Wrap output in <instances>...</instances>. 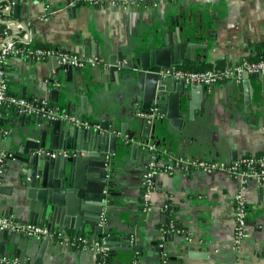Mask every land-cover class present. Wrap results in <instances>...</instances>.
Segmentation results:
<instances>
[{
  "label": "crops",
  "instance_id": "crops-1",
  "mask_svg": "<svg viewBox=\"0 0 264 264\" xmlns=\"http://www.w3.org/2000/svg\"><path fill=\"white\" fill-rule=\"evenodd\" d=\"M20 1V18L32 31L30 41H22L24 47L52 45L66 52L92 55L102 63L113 53L149 49L151 44L162 41L165 33L176 40L178 24L184 21L188 27L201 29L205 35L203 41L208 43L207 49L197 50L196 61H186L184 67L196 64L213 67L218 62L224 66L264 54L261 47L264 0H158L156 6L146 1L126 9L115 5L94 6L85 0ZM4 3L3 9H6L8 3ZM0 18L10 20L12 13H1ZM16 29L20 37H27L20 26ZM86 39L88 43L84 45ZM100 64L77 68L70 79L67 67L55 59L37 61L12 54L3 67L10 93L29 99L47 98L69 117L74 111L67 112V103L80 102V97L86 96L88 119L92 120L89 111L100 113V119L119 128V133L122 128L136 129L138 109L158 107L166 115L167 101L155 99L146 104L145 93L136 81L132 83L121 73L119 82L107 81L108 73L101 71ZM97 69L100 71L96 77L93 72ZM52 76L55 82H51ZM102 76L107 77L106 81L96 82ZM54 89H58L56 94L52 92ZM199 104L192 117L188 108L185 110L182 131L168 119L156 121L158 125L151 130L150 137L139 134V146L134 147L135 138H128L127 146L118 145L120 151L111 157L115 206L125 207L126 211L106 218L108 229L117 241L135 229L133 245L137 243L141 248L140 251L110 249L111 264H135V260L137 264H264V185L255 179L249 181L246 189L250 235L237 250L233 247L236 227L233 197L238 180L224 170L208 172L186 164L173 173L163 172L157 177L150 209L143 205L144 172L151 157L143 143L161 146L164 151L161 157L165 160L174 156L190 163L202 160L231 163L245 155L264 152V75L209 86ZM21 115L16 108L0 106V126L10 130V134L0 138L1 149L8 148L13 153L18 149L16 140L23 136L26 127H35V118L24 122ZM63 121L65 125L57 132L69 130L70 120ZM37 128L41 129V124ZM13 172L8 169L5 181H0V213H8L5 217H13L20 223L32 224L29 223L32 208L41 211L42 204L18 188L21 184L18 179L13 180ZM167 204L174 207L172 217L176 221V226L169 230L164 228L168 219L164 208ZM42 220L47 226V218L44 216ZM56 225L75 242L49 239L46 257L37 263L38 248L34 249L32 242L39 239L21 234L18 243L21 256L30 260L29 255H34L30 264H100L98 256L79 244L81 237L96 238L95 225L87 222L83 234L74 227ZM104 232L103 229L97 238ZM167 235L171 238H165ZM13 247L12 243L7 246L10 250ZM83 251H87L84 257L80 253ZM188 252L196 256L187 255L181 260L180 255ZM16 263L7 260V264Z\"/></svg>",
  "mask_w": 264,
  "mask_h": 264
},
{
  "label": "water",
  "instance_id": "water-1",
  "mask_svg": "<svg viewBox=\"0 0 264 264\" xmlns=\"http://www.w3.org/2000/svg\"><path fill=\"white\" fill-rule=\"evenodd\" d=\"M2 1L7 2L8 7L1 10L0 15L12 13V18L7 21L0 18V38L7 29L17 31V26H20L27 33V37L13 35L12 39L28 43L32 31L20 18L21 1ZM178 26L176 40L170 39L165 33L162 35V41L151 44L149 49L135 48L126 54L113 53L99 66L103 73H108L107 81L119 82L120 73L125 74L124 76L132 83L136 81L145 93L146 104L155 99L159 102L167 101V113L163 117L150 121L136 116L134 122L136 129L128 131L122 128L119 133V128L111 127L109 121L100 119V113H93L91 110L89 112L92 120L88 119L85 115L88 108L86 96H81L80 102L67 103V112L70 114L74 111L71 116L75 118V122L67 123L69 130L66 133L57 132L63 124L65 125L61 119L49 121L37 116L21 115L24 122L35 118V127H26L23 136L16 140L18 149L13 153L8 148H0V181H5L8 169L11 168L14 171L13 180L20 181L21 185L18 188L26 190L29 198H37L40 201L41 211L32 208L29 223L44 225L42 218L45 216L47 226L53 227L59 223L65 228L74 227L83 234L89 222L95 225L96 238L103 229L109 232L106 237L111 250L140 251L137 243L133 245L137 235L135 229H132L123 240L117 241L116 236L109 231L108 224L103 227L99 223L104 211L107 218L116 212L126 211L125 207L115 206L114 199L116 193L113 189L111 157L120 151L118 145L125 148L126 140L135 138L136 143L133 145L139 146V134L145 138L150 137L151 130H155L158 125L156 121L164 122L168 119L177 130L182 131L185 110L188 108L192 117L194 110L200 106L203 91L207 89L204 85L188 86L184 79H174L164 74L166 68L182 66L186 61H196L197 50L208 48V43L203 41L205 35L201 29H196L193 25L188 27L184 21ZM83 43L87 44L88 39ZM99 71L97 69L93 75L96 76ZM76 72L77 68L67 66L68 79ZM106 78L102 76L101 80L96 82L106 81ZM51 82H55L53 76ZM58 89L52 92L56 94ZM23 94L25 96V93ZM145 108H148V105H145ZM85 122L88 126L84 125ZM38 124H41V129L37 128ZM2 137L3 134H0V138ZM60 150H63V153ZM48 151H57V154L52 156ZM5 216H8V213H0V218ZM20 235L0 226V264H7V260L17 262L16 264L31 263L34 255H29L30 260L24 259L21 250L18 249ZM165 238L171 237L167 235ZM48 241L49 239H43L32 242L34 249L38 248L37 263L46 257ZM11 243L14 247L10 250L7 246ZM80 253L84 257L87 251ZM187 255L196 256L195 253H184L180 255L181 260Z\"/></svg>",
  "mask_w": 264,
  "mask_h": 264
},
{
  "label": "built area",
  "instance_id": "built-area-1",
  "mask_svg": "<svg viewBox=\"0 0 264 264\" xmlns=\"http://www.w3.org/2000/svg\"><path fill=\"white\" fill-rule=\"evenodd\" d=\"M91 5L102 7L104 5L122 6L124 9L131 6H139L146 1H151L154 6L158 5V0H85ZM5 35L0 39V106L16 108L20 113L27 116H38L50 120H70L75 122L74 117H69L62 110L53 106L47 98H26L20 95L10 93L4 75V62L8 56L14 54L25 55L37 61H46L48 59H56L61 66H72L75 68L95 67L101 63L92 55L78 54L66 52L56 46H39L34 48L24 47L22 40L12 39L13 35H19L18 31L6 30ZM20 40V39H19ZM164 74L171 76L174 79H184L186 85H204L212 86L218 82L227 80L243 81L252 75H264V59L249 60L244 59L235 64H227L224 66H213L206 70H184L178 67L164 69ZM136 115L138 117L147 118L154 121L164 116L158 107L150 110L138 109ZM88 126V123H84ZM0 134L8 135L10 130L0 126ZM143 146L150 152L151 157L148 161L143 182V205L146 209H150L152 195L157 185V177L163 173H173L178 169L185 168L186 164H192L197 168L208 172L215 170H224L231 177L238 180V187L234 193V217H235V232H234V249L240 248L249 237L248 221H249V205L246 196V189L249 181L252 179L264 185V152L260 155H245L231 163L222 161H194L190 163L182 158L171 157L170 160L163 159L164 151L161 146L154 142L143 143ZM52 156L57 154V151H49ZM169 207L167 204L164 208ZM106 213L101 214L100 225L105 227L107 224ZM0 226L8 228L19 234L26 235L35 239H52L60 243H74L75 240H70L66 231L59 225L44 226L28 223H20L15 218L4 217L0 218ZM135 241V240H134ZM79 244L86 249L92 251L96 256H103L110 249L107 237L88 239L81 237ZM166 257V254H165ZM100 264H106L105 261H100ZM138 260H135V264Z\"/></svg>",
  "mask_w": 264,
  "mask_h": 264
},
{
  "label": "trees",
  "instance_id": "trees-1",
  "mask_svg": "<svg viewBox=\"0 0 264 264\" xmlns=\"http://www.w3.org/2000/svg\"><path fill=\"white\" fill-rule=\"evenodd\" d=\"M4 4L5 3L2 0H0V11L3 9ZM42 47H45V45H42ZM261 47L264 48V44ZM248 59L249 60L264 59V54L250 56ZM217 64H218V66H223V64L221 62H218ZM211 67H212L211 64H205V65H197L196 64V65H191L188 67L178 66V68H180V69L189 70V71H191V70H206V69H209ZM174 210H175L174 207H172L171 205H169V207H167L165 209V212H166L168 219H167V223L165 224L164 228H166L167 230H169L170 228H174L176 226V224H175L176 221L172 217ZM108 233H109L108 231H105L102 234V236H106ZM111 254H112V251L109 249L105 255L99 256V262L105 261L106 264H111L112 263Z\"/></svg>",
  "mask_w": 264,
  "mask_h": 264
}]
</instances>
